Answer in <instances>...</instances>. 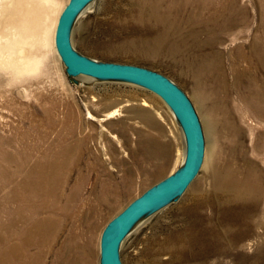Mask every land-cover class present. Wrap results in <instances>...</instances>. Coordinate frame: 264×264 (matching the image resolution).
Wrapping results in <instances>:
<instances>
[{
    "label": "rangeland",
    "instance_id": "rangeland-1",
    "mask_svg": "<svg viewBox=\"0 0 264 264\" xmlns=\"http://www.w3.org/2000/svg\"><path fill=\"white\" fill-rule=\"evenodd\" d=\"M52 1L57 21L69 0ZM176 3L95 0L72 31L73 45L85 55L168 75L188 93L204 129L206 153L199 174L178 200L130 233L121 246L122 261L264 264V106L259 110L257 102L246 99L256 84L264 87V68L257 65L264 51L259 50L260 59L251 57L264 37V0H236L239 23L229 20L224 26V16L217 31L202 30L198 37L190 33L203 25L213 27L215 7ZM199 9L204 22L195 13ZM195 14L198 19L189 21ZM174 22L184 31L170 28ZM166 29L170 33L163 37ZM217 35L209 48L198 44ZM50 38L44 40L36 69L25 66L23 78L15 76V64L1 66L8 79L5 87L0 85V163L9 167L1 156L6 149L1 137H18V147L24 137L34 160L57 163L53 196L60 194V202L42 213L22 208L25 218L16 225L6 224L7 212L0 205V264H100L101 235L108 222L184 160L182 130L161 97L133 83L86 76L77 79L88 82L78 83L67 73L51 31ZM205 52L218 53L228 87L201 105L196 72ZM240 71L245 73L239 87ZM210 105L216 107L212 116ZM115 110V117L108 118ZM106 187L114 192L102 197ZM10 204L21 209L19 201ZM44 215L61 219V235L52 247L51 236L33 239L35 217ZM49 243L43 252L42 245Z\"/></svg>",
    "mask_w": 264,
    "mask_h": 264
},
{
    "label": "bare ground",
    "instance_id": "bare-ground-1",
    "mask_svg": "<svg viewBox=\"0 0 264 264\" xmlns=\"http://www.w3.org/2000/svg\"><path fill=\"white\" fill-rule=\"evenodd\" d=\"M174 1L175 2L177 1L179 5L183 3H187L189 5L191 3L192 5L202 3L203 5H209L215 7V12L210 17V20L214 24L213 27L207 29L203 25L202 29L196 28L192 31V33H190L192 34L193 37L200 36L202 30L217 31V27H221L218 21L220 18L222 19L224 16L226 18V22L225 24H223L224 26L229 25L230 22L229 20H232L233 24L234 23L236 24L237 22L239 23L240 20L239 18L236 17V6L233 5L236 3V0H174ZM92 3H90L82 11L80 16L86 10H88V8L92 5ZM172 7H175V5ZM176 8L174 9L177 10L178 8L177 9ZM182 8L180 7V9ZM52 10H53L52 0H0V85L6 84V80L8 79L6 75V70L2 69L1 66H7L9 65L10 62L12 64H15V68H16L14 69L15 76L19 77L20 75H22V78L25 75V74L23 75V73L26 72L25 66H27L30 70L36 69V65L39 62L40 57L43 56V51L44 48L46 47L44 40L47 41L51 39L50 31H51V37L53 36L55 40L54 31H56L58 20L56 21V19L54 18V15L52 14L53 12ZM179 12H181V10ZM195 13L198 15L199 19L202 20L204 11H202V9H199V11ZM196 14L195 16L192 17L190 16L189 21H191L193 18L198 19ZM202 21L204 22V20ZM203 22L200 21L199 23L202 24ZM178 23L179 22H174L173 25H170V28L171 26L172 28L173 26H175L174 28L176 30H178L179 32H183L184 30L182 28L184 27L181 25L179 27ZM180 28L183 31H181ZM164 32L165 33L163 34V37L168 36L170 33L168 29H166ZM218 38L219 37L217 35V37H211L210 39H206V40L201 39L198 41V44L202 45V47L209 48L219 40ZM261 39L263 41L260 40L258 41V44L256 45L258 47H256V49H254L251 54V57L253 59L255 57L259 58L260 55L259 50L264 51V37H262ZM182 43H184V40H181L180 44ZM253 47H255V45ZM218 57L219 55L217 52L216 53L205 52L202 53V55L200 56V60H198L200 62L198 64V69L196 72V79L199 86L197 93L199 95L201 105L203 104L207 105L209 100L212 101L213 99L218 98L221 95V93L226 92L225 90L228 87L227 75L224 70L223 63L218 59ZM261 61L258 62L257 65L259 67L264 68V65H262ZM244 73H245L244 71L239 72V77L236 82V85L239 87L242 84V79L240 78L242 75H244ZM88 78L90 79V77ZM219 80L220 82L218 83ZM84 82L81 81L80 83H84ZM2 87H5V85H3ZM251 91L252 94L248 96L249 98H246L247 101L257 102L258 105L256 106H258L259 110H262L264 106L263 104L264 87L261 84H256L253 87V89H251ZM210 108H211L210 112L212 116V113L215 112L216 107L215 105H210ZM114 112L115 113L108 115V118L115 117V114L118 113V110H115ZM47 114L50 115L49 113ZM26 136L28 135L25 134V137ZM1 138L3 139L2 144L6 145V149H4L1 152V156L6 161L7 160L9 161L8 168L6 164L0 163V205H2L7 212L8 219L6 220V224L7 225L9 223H13V225L19 224L20 219H22L23 217L25 218V214L24 212H22L23 211L22 208L25 209L28 206H30V208H33L34 211L41 210V213L45 209L50 210L51 206L58 207L60 202V194L58 195V197L53 196L57 192L55 185L56 184L55 171H56L57 163L51 158H46V160H41L36 158V160H34L33 158L34 152L32 151L30 152L28 150L30 149L29 148L30 145L27 143L24 137L21 138L20 147L17 146L19 142L18 137L7 136ZM110 190L113 189L111 187H106L105 189H103V193H101L102 197L109 196L108 194L111 193L109 192ZM3 192H5L3 198L4 203L1 202V194ZM113 192L114 190L112 191V193ZM114 194L119 195L117 190H115ZM5 200L8 201L9 204H7ZM14 201H19L18 206L21 207L20 210L17 207L10 204ZM14 211L16 212L14 213ZM18 212L19 215L17 218L16 214ZM35 220L37 221V223H36V227L34 228V231L32 232V235L35 234L33 239H36L37 241L38 240L41 241L42 238H44L45 240L46 238H48V237H44L45 235L51 236L50 242L52 243V245L50 247H52L54 243L57 244L59 241L58 238L61 235L57 229L59 226V221L61 219L57 217L54 218V216H50V215H44L42 216L41 220L40 218L38 219L37 217H35ZM59 229L61 230L62 228ZM7 236H10L12 238V235L10 234H8ZM49 245L50 243L48 244L47 247H43L42 245V251L43 252L47 251Z\"/></svg>",
    "mask_w": 264,
    "mask_h": 264
},
{
    "label": "water",
    "instance_id": "water-1",
    "mask_svg": "<svg viewBox=\"0 0 264 264\" xmlns=\"http://www.w3.org/2000/svg\"><path fill=\"white\" fill-rule=\"evenodd\" d=\"M94 1L69 0L59 15L55 45L67 73L78 83L81 81L77 77L88 76L94 80L127 82L149 89L161 97L173 112L185 141L184 161L179 168L132 200L108 222L102 232L100 264H124L122 243L141 221L185 193L204 163L206 140L192 99L168 75L139 64L100 60L76 49L72 43L73 28L82 11Z\"/></svg>",
    "mask_w": 264,
    "mask_h": 264
}]
</instances>
